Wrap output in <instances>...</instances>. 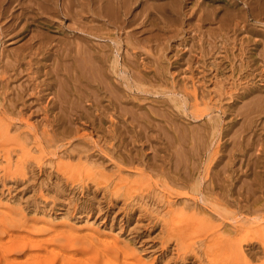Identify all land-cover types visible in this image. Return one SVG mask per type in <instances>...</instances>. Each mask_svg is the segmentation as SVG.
<instances>
[{
  "label": "rangeland",
  "instance_id": "1",
  "mask_svg": "<svg viewBox=\"0 0 264 264\" xmlns=\"http://www.w3.org/2000/svg\"><path fill=\"white\" fill-rule=\"evenodd\" d=\"M23 1L0 0V264H264V0Z\"/></svg>",
  "mask_w": 264,
  "mask_h": 264
},
{
  "label": "bare ground",
  "instance_id": "2",
  "mask_svg": "<svg viewBox=\"0 0 264 264\" xmlns=\"http://www.w3.org/2000/svg\"><path fill=\"white\" fill-rule=\"evenodd\" d=\"M8 1H9V0H8ZM10 1H11V0H10ZM21 1H22V0H21ZM25 1L27 2V0H25ZM25 1H23V2H25ZM33 1H34V0H33ZM33 1H32V3H33ZM35 1L37 2V0H35ZM38 1H40V0H38ZM45 1H46V0H45ZM79 1H80V0H79ZM85 1H87V0H85ZM91 1H92V0H91ZM91 1L89 0V2H91ZM94 1H95V0H94ZM105 1H106V0H105ZM105 1H103V2H105ZM109 1L112 2V0H109ZM114 1H115V0H114ZM116 1H117V0H116ZM116 1H115V2H116ZM120 1H121V0H120ZM128 1H129V0H128ZM128 1H126V4H129V3H127ZM134 1H135V0H134ZM134 1H132V2H134ZM3 2H4V1H3ZM5 2H6V0H5ZM28 2H29V1H28ZM28 2H27V3H28ZM43 2H44V1H43ZM47 2H48V1H47ZM50 2H51V1H50ZM52 2L54 3V0H52ZM57 2H58V1H57ZM72 2H73V1H72ZM76 2H78V1H76ZM97 2H98V1H97ZM144 2H146V4H147V1L144 0ZM10 3H11V2H10ZM12 3H13V2H12ZM12 3H11V5H12ZM14 3H16V0H15ZM14 3H13V4H14ZM19 3H20V2H18V4H19ZM39 3H40V5H41L42 1L39 2ZM39 3H36V4L39 6ZM68 3H69V0H68ZM68 3H67V5H68ZM81 3H82V2H81ZM85 3H86V2H85ZM85 3H82V6H83ZM98 3L101 4V2H98ZM98 3H96V4H98ZM105 3H106V2H105ZM105 3H104V4H105ZM116 3H117V2H116ZM123 3H125L124 0H123ZM141 3H142V2H141ZM141 3H140V4H141ZM4 4H5V3H4ZM6 4H7V3H6ZM18 4H17V5H18ZM28 4H30V3H28ZM50 4H51V3H50ZM54 4H55V3H54ZM72 4H73V3H72ZM74 4H75V3H74ZM76 4H78V3H76ZM91 4H92V3H91ZM110 4H111V3H109V6H110ZM118 4H119V3H118ZM118 4H116V5H118ZM146 4H144V5H146ZM162 4H163V3H162ZM8 5H9V4H8ZM8 5H7V6H8ZM37 5H36V6H37ZM62 5H63V4H62ZM69 5H70V4H69ZM87 5H88V4H87ZM89 5H90V4H89ZM94 5H95V4H94ZM105 5H106V4H105ZM107 5H108V1H107ZM148 5H149V3H148ZM148 5H147V6H148ZM153 5H154V4H153ZM2 6H3V5H2ZM24 6L26 7V5H24ZM24 6H23V7H24ZM33 6H34V5H33ZM33 6H32V7H33ZM36 6H35V7H36ZM38 6H37V10L39 11V9H40L41 7L39 8ZM41 6H42V5H41ZM45 6L48 7L47 9H49V6H50V5H48V4L46 5V4H45ZM51 6H52V5H51ZM55 6H56V5H55ZM55 6H54V7H55ZM60 6H61V5H60ZM71 6H72V5H71ZM76 6H78V5H76ZM96 6H97V5H96ZM126 6H127V5H126ZM126 6H124L123 9H125ZM128 6H129V5H128ZM141 6H142V5H141ZM147 6H144V7L146 8ZM4 7H5V6H4ZM11 7H12V6H11ZM42 7H43V6H42ZM46 7H45V8H46ZM73 7H74V6H73ZM101 7H102V6H101ZM113 7L116 8V6L112 5V9H113ZM117 7H118V6H117ZM142 7H143V6H142ZM150 7H151V6H150ZM8 8L10 9V7H7V9H8ZM14 8H15V7H14ZM20 8H21V7H20ZM38 8H39V9H38ZM55 8H56V7H55ZM55 8H54V9H55ZM57 8H58V7H57ZM61 8H64V11H66L65 9H67L68 7L66 8V7H62V6H61ZM70 8H71V7H70ZM70 8L68 9V12H69V10H70V12H72ZM95 8H96V7H95ZM98 8H100V7H97V9H98ZM110 8H111V7H110ZM118 8H119V7H118ZM2 9H3V7H2ZM29 9H30V8H29ZM43 9H44V7H43ZM47 9H44V10H47ZM78 9H79V7H78ZM102 9H103V8H102ZM126 9H129V8H126ZM252 9H253V8H252ZM14 10H15V9H14ZM18 10H19V9H18ZM22 10H23V9H22ZM34 10L36 11V9H34ZM41 10H42V9H40V11H41ZM44 10H43V11H44ZM57 10H58V9H57ZM61 10H62V9H61ZM74 10H75V9H74ZM94 10H96V9H94ZM100 10H101V9H100ZM113 10H115V9H113ZM119 10H120V9H119ZM140 10H141V9H140ZM145 10H147V9H145ZM29 11H30V10H29ZM47 11H48V13L50 12V10H47ZM77 11H79V10H77ZM115 11H116V10H115ZM123 11H125V10H123ZM126 11L128 12V10H126ZM251 11H252V10H251ZM253 11H254V10H253ZM1 12H2V11H1ZM27 12H28V11H27ZM53 12H55V11H53ZM57 12H59V11H57ZM61 12H62V11H61ZM68 12L66 11L65 13L67 14ZM106 12H107V11H106ZM113 12H114V11H113ZM113 12H111V13H113ZM127 12H126V13H127ZM162 12H163V11H162ZM10 13H11V12H10ZM24 13H25V12H24ZM32 13H33V12L31 11V13H28V15H30V14H32ZM36 13H37V12H36ZM39 13L41 14L42 12H39ZM48 13H47V15H49ZM55 13H56V12H55ZM59 13H60V12H59ZM63 13H64V12H63ZM73 13H74V12H73ZM92 13H93V12H92ZM103 13H105V10H104ZM103 13L101 12V14H103ZM108 13H109V12H108ZM119 13H120V12H119ZM7 14H9V13H7ZM17 14H18V12H17ZM77 14H78V12H77ZM95 14H96V13H95ZM140 14H141V13H140ZM209 14H210V12H209ZM255 14H256V13H255ZM5 15H6V14H5ZM5 15H4V19H5ZM18 15H19V14H18ZM34 15H35V14H34ZM42 15H44V14L42 13ZM67 15H68V14H67ZM105 15H107V13H106ZM111 15H112V14H111ZM111 15H109V16H111ZM123 15H124V14H122V16H123ZM126 15H127V14H126ZM133 15H134V14H133ZM30 16L32 17V21H33V16H32V15H30ZM99 16H100V15H99ZM109 16H105V17L108 18ZM114 16H115V15H114ZM142 16H143V15H142ZM142 16H141V17H142ZM144 16H145V13H144ZM208 16H209V15H208ZM6 17H9V15L6 16ZM44 17H45V16H44ZM48 17H50V16H48ZM51 17H53V16H51ZM101 17H102V15H101ZM115 17H116V16H115ZM115 17H114V18H115ZM120 17H121V16H120ZM12 18H13V17H12ZM12 18H11V16H10L9 19L11 20ZM39 18H40V16H39ZM57 18H58V17H57ZM57 18H55V19H57ZM103 18H104V17H103ZM110 18H111V17H110ZM118 18H119V17H118ZM0 19H1V17H0ZM24 19H25V18H24ZM27 19H28V18H27ZM30 19H31V18H30ZM119 19H120V18H119ZM119 19H118V20H119ZM7 20H8V18H7ZM13 20H14V19H13ZM22 20H23V19H22ZM40 20H42V19H40ZM107 20H108V19H107ZM110 20H112V19H109V21H110ZM115 20H117V19L115 18ZM118 20H117V21H118ZM123 20H124V19H123ZM125 20H126V19H125ZM127 20H128V19H127ZM141 20H142V19H141ZM23 21H25V20H23ZM35 21H36V20H35ZM44 21H45V20H44ZM142 21H143V20H142ZM11 22H12V21H11ZM37 22H38V21H37ZM52 22H53V21H52ZM55 22H57V21H55ZM71 22H72V21H71ZM126 22H127V21H126ZM129 22H130V20H129ZM2 23H3V22H2ZM4 23H5V22H4ZM7 23H8V22H7ZM15 23H16V22H15ZM15 23H13V24H15ZM43 23H44V22H43ZM50 23H51V22H50ZM50 23H48V24H50ZM112 23H113V22H112ZM114 23H115V22H114ZM130 24H131V23H130ZM139 24H140V23H139ZM145 24H146V23H145ZM7 25L11 26L10 24H7ZM7 25H6V26H7ZM21 25H23V24L21 23L20 26H21ZM38 25H39V24H38ZM59 25H60V24H59ZM140 25H141V24H140ZM3 26H5V24L2 25V27H3ZM6 26H5V28H6ZM20 26H19V27H20ZM28 26H29V25H28ZM42 26H43V25H42ZM75 26H76V25H75ZM2 27H1V28H2ZM25 27H27V25H26ZM60 27H61V26H60ZM69 27H70V26H69ZM21 28H22V27H21ZM21 28H20V30H18V29H17V26H16V29H17L18 31H21ZM80 28H81V27H80ZM142 28H143V27H142ZM3 29H4V28H3ZM3 29H2V30H3ZM7 29H8V28H7ZM9 29H10V28H9ZM40 29H41V28H40ZM73 29H74V28H73ZM76 29H77V28H76ZM81 29H82V28H81ZM85 29H86V28H85ZM140 29H141V28H140ZM12 30H14V29H12ZM86 31H87V30H86ZM25 32H26V31H25ZM41 32H42V30H41ZM44 32L47 33V30H46V31L43 30V33H44ZM12 33H13V31H12ZM37 33H38V32H37ZM37 33H36V34H37ZM48 33H49V32H48ZM33 34H34V33H33ZM86 34H87L86 37H88V36H89L88 33H86ZM89 34H90V33H89ZM94 34H96V33L94 32ZM16 35H17V34H16ZM29 35H30V34H29ZM40 35H41V34H40ZM45 35H46V34H45ZM52 35H53V34H52ZM52 35H51V36H52ZM55 35H56V34H55ZM57 35H58V34H57ZM20 36H21V35H20ZM33 36H35V35H33ZM33 36H32V37H33ZM36 36H37V35H36ZM42 36H43V35H42ZM59 36H60V35H59ZM59 36H58V37H59ZM61 36H62V35H61ZM65 36H67V34H66ZM65 36H64V37H65ZM10 37H11V36H10ZM24 37H25V36H24ZM40 37H41V36H40ZM55 37H57V36H55ZM64 37H62V38H64ZM78 37H79V36H78ZM86 37H85V38H86ZM93 37H94V36H93ZM34 38H36V37H34ZM34 38H33V39H34ZM52 38H53V37H52ZM85 38H84V40H85ZM90 38H91V36H90ZM90 38H89V39H90ZM97 38H98V37H97ZM14 39H15V38H14ZM27 39H29V38H27ZM31 39H32V38H31ZM57 39H59V38H57ZM15 40H16V39H15ZM44 40L46 41V39H44V36H43V41H42V42H44ZM74 40H75V38H74ZM91 40L93 41V39H91ZM95 40H97V39H95ZM28 41H29V40H28ZM36 41H37V40H36ZM59 41H60V40H58V42H59ZM61 41H63V40L61 39ZM67 41L69 42V39H68ZM67 41H66V43H67L66 45H68V42H67ZM70 41H71V40H70ZM7 42H8V41H7ZM22 42H23V41H22ZM34 42H35V41H34ZM46 42H47V41H46ZM46 42H45V43H46ZM53 42H54V41H53ZM93 42H94V41H93ZM23 43H24V42H23ZM32 43H33V42H32ZM37 43H41V42H36V44H37ZM47 43H48V42H47ZM50 43H51V42H50ZM76 43H77V41H76ZM18 44H19V43H18ZM59 44H60V43H59ZM61 44L63 45V44H65V42L63 41V43H61ZM92 44H94V43H92ZM92 44L90 43L89 45H92ZM33 45H34V44H33ZM38 45L40 46V44H38ZM47 45H48V44H47ZM52 45H53V44H52ZM54 45H55V44H54ZM73 45H74V44H73ZM79 45H81V44H79ZM79 45H78V46H79ZM89 45H88V46H89ZM100 45H101V44H100ZM69 46L72 48L71 45H69ZM82 46H84V44H83ZM88 46H86V49H87ZM92 46H93V45H92ZM94 46H95V45H94ZM56 47H57V46H56ZM67 47H68V46H67ZM67 47L63 46L62 48H66V50H68ZM70 47H69V49H70ZM73 47H74V46H73ZM96 47H97V46H96ZM59 48H61V46H59ZM59 48H57V50H58ZM76 48H77V49H76ZM76 48H75V49H76V51H77V50H78V47H76ZM79 48H81V47H79ZM83 48H84V47H83ZM90 48H91V47H90ZM73 49H74V48H73ZM73 49H71V50H73ZM88 49H89V48H88ZM80 50H81V49H80ZM84 50H85V49H84ZM84 50L82 49V51H80V52H83ZM62 51H63V49H62ZM64 51H65V50H64ZM68 51H69V50H68ZM73 51H74V50H73ZM89 51L91 52V51H93V50L90 49ZM98 51H99V50H98ZM98 51H97V52H98ZM100 51H101V49H100ZM143 51H144V50H143ZM59 52H60V51H59ZM71 52H72V51H71ZM103 52L105 53V51H102L101 54H102ZM139 52H140V51H139ZM33 53H34V52H33ZM51 53H52V52H51ZM62 53H63V52H62ZM65 53H67V52H65ZM68 53H69V52H68ZM76 53H77V52H76ZM78 53H79V52H78ZM93 53H94V54H97L96 52H93ZM93 53H92L91 55H94ZM145 53H146V52H145ZM57 54H58V53H57ZM57 54H56V55H57ZM63 54H64V53H63ZM70 54H72V53H70ZM70 54H69V56H70ZM74 54H75V51H74ZM74 54H73V55H74ZM79 54H80V53H79ZM79 54H78V55H79ZM98 54H99V52H98ZM54 55H55V54H54ZM81 55H84V54L81 53ZM51 56H52V55H51ZM88 56H89V52H88ZM97 56H98V55H97ZM102 56H103V54H102ZM102 56H101V57H102ZM56 57H57V56H56ZM60 57H64V56H60ZM66 57H67V56H66ZM66 57H65V60H66ZM71 57H72V56H71ZM71 57H70V58H71ZM81 57H82V56H81ZM85 57H86V56H85ZM99 57H100V56H99ZM99 57H98V58H99ZM101 57H100V59H102ZM48 58H49V55H48ZM48 58H47V59H48ZM72 58H73V57H72ZM72 58H71V60H72ZM75 58H76V57H75ZM78 58H80V55H79ZM78 58H76V59L78 60ZM86 58H87V57H86ZM86 58H84V59L86 60ZM90 58H91V57H90ZM98 58H97V59H98ZM194 58H196V57H194ZM4 59H5V58H4ZM49 59H50V58H49ZM54 59H55V58H54ZM60 59H61V58H60ZM67 59H68V58H67ZM76 59H75V60H76ZM97 59H94V60H93V59L91 58L90 60H92V62H93V61H95V60H97ZM63 60H64V59H63ZM85 60H83L82 62H84ZM90 60H89V61H90ZM141 60H142V59H141ZM50 61H51V60H50ZM67 61H68V60H67ZM73 61H74V60H73ZM86 61H88V60H86ZM89 61H88V62H89ZM99 61H101V60H99ZM65 62H66V61H65ZM69 62L72 63V61H70V59H69V61H68V64H69ZM76 62H77V61H76ZM88 62L86 63L85 66H87ZM92 62H89V64L92 65V64H93ZM3 63H4V62H3ZM20 63H21V62H20ZM55 63H56V62H55ZM66 63H67V62H66ZM66 63H65V64H66ZM80 63H81V62H80ZM10 64H11V63H10ZM58 64L62 65L63 63H62V64H61V62H60V63H57V66H58ZM65 64H64V65H65ZM74 64H75V63H73V66H71V67L74 68V67L76 66V65L74 66ZM81 64L84 65V63H81ZM95 64L98 65V64H99L98 61L95 62ZM71 65H72V64H71ZM77 65H78V63H77ZM90 65H88V66H90ZM93 65H94V64H93ZM142 65H144V64H142ZM62 66H63V65H62ZM65 66H66V65H65ZM65 66H64V67H65ZM78 66H80V64H79ZM81 66H82V65H81ZM95 66H96V65H95ZM37 67H38V66H37ZM49 67H50V66H49ZM58 67L60 68L61 66H58ZM67 67H68V66H67ZM69 67H70V66H69ZM18 68H19V67H18ZM54 68H55V67H54ZM59 68H58V69H59ZM73 68H72V71H73V70L75 71V69H73ZM83 68H84V66H82V69H83ZM85 68H86V67H85ZM91 68L93 69L92 66H90V68H86V69H87V70H88V69L92 70ZM96 68H98V67H96ZM76 69H77V67H76ZM78 69H79V67H78ZM80 69H81V68H80ZM82 69H81V71H84V70H82ZM86 69H85V70H86ZM94 69H95V68H94ZM18 70H19V69H18ZM53 70H54V69H53ZM56 70H57V69H56ZM59 70H61V72H64V71H62L63 68H62V69H59ZM66 70L68 71V69H66ZM87 70H86V72H87ZM90 70H89V71H90ZM2 71H3V70H2ZM67 71H65L66 74H67ZM70 71H71V68H70ZM74 71H73V72H74ZM77 71H79V70H77ZM94 71H95V70H94ZM99 71H100V70H99ZM17 72H18V71H17ZM52 72H54V71H52ZM56 72H57V71H56ZM68 72H69V71H68ZM86 72H84V73H86ZM92 72H93V70L90 71V76H91ZM97 72H98V70H97ZM97 72H96V74H97ZM57 73H59V72H57ZM57 73H53V74H57ZM74 73H75V72H74ZM74 73H73V74H74ZM82 73H83V72H81V76L83 75ZM7 74H8V73H7ZM60 74L62 75V73H60ZM70 74H71V73H70ZM78 74H80V73H78ZM87 74H88V73H87ZM93 74H95V72H93ZM99 74H101V76H102V73L99 72L97 75H99ZM9 75H10V74H9ZM71 75H72V74H71ZM88 75H89V74H88ZM136 75H138V74H136ZM149 75H150V74H149ZM28 76H29V75H28ZM68 76H69V75H67V77H68ZM74 76H75V77H78V76H76V74H75ZM83 76H84V75H83ZM86 76H87V75H86ZM94 76H95V75H93L92 77H94ZM36 77H37V76H36ZM75 77H71V76H70V78H75ZM92 77H90V81H92V80L96 81L95 79H96V77H98V76H95V77H94L95 79H91ZM102 77H103V76H102ZM28 78H29V77H28ZM59 78H60V77H59ZM82 78H83V79H87V78H89V77H85V78L82 77ZM138 78H139V76H138ZM68 79H69V78H67L66 80H68ZM77 79H78V78H77ZM83 79H82V80H83ZM98 79H99V78H98ZM27 80H28V79H27ZM35 80H36V79H35ZM57 80H58V79H57ZM61 80H63V79H61ZM66 80H65V81H66ZM74 80H76V79H74ZM79 80H81V79H79ZM58 81H59V83H60V80H58ZM63 81H64V80H63ZM76 81H77V80H76ZM76 81H75V82H76ZM84 81H87V80H84ZM25 82H26V81H25ZM25 82H24V83H25ZM77 82H78V81H77ZM77 82H76V83H77ZM87 82H88V81H87ZM29 83H30V82H29ZM29 83H28V84H29ZM57 83H58V82H57ZM73 83H74V82H73ZM79 83H82V82H78V84H79ZM85 83H86V82H85ZM26 84H27V83H26ZM65 84H66V83H65ZM65 84H64V85H65ZM67 84H68V83H67ZM78 84H77V85H78ZM10 85H11V84H10ZM22 85H23V84H22ZM84 85H85V84H83V86H84ZM87 85L89 86V84H87ZM95 85H97V84H95ZM80 86H81V84H80ZM80 86H79V87H80ZM83 86H82V87H83ZM13 87H14V86H13ZM61 87H62V86H61V84H60V88L58 89L59 92H60ZM85 87H86V85H85ZM103 87H104V86H103ZM77 88H78V86L76 87V89H77ZM87 88H88V87H86V89H87ZM25 89H26V88H25ZM40 89H42V88H40ZM113 89H114V88H113ZM20 90H21V89H20ZM56 90H57V89H56ZM93 90H94V89H93ZM93 90H91V92H92ZM226 90H227V89H226ZM24 91H25V90H24ZM52 91H53V90H52ZM106 91H107V89H106ZM14 92H15V91H14ZM59 92H57V94H58ZM61 92H62V91H61ZM113 92H114V91H113ZM226 92H227V91H226ZM45 93H46V92H45ZM51 93H52V92H51ZM70 93H71V92H70ZM95 93H96V92H95ZM111 93H112V92H111ZM18 94L20 95L21 93H18ZM60 94H62V93H60ZM66 94H67V93H66ZM72 94H73V93H71L70 96H75V95H72ZM108 94H109V93H108ZM62 95H63V94H62ZM78 95L81 96L80 94H78ZM94 95H95V94H94ZM94 95H93V96H94ZM113 95H114V94H113ZM116 95H117V94H116ZM17 96H18V95H17ZM26 96H27V95H26ZM76 96H77V95H76ZM79 96H78V97H79ZM96 96H97V95H96ZM59 97H60V96H59ZM84 97H85V96H84ZM117 97H118V95H117ZM194 97H195V96H194ZM15 98H16V97H15ZM73 98H74V97H73ZM80 98H81V97H80ZM94 98H95V97H94ZM59 99H60V98H59ZM61 99H62V98H61ZM61 99H60V101H61ZM63 99H64V98H63ZM85 99H86V98H85ZM97 99H98V98H97ZM113 99H114V98H113ZM72 100H73V99H72ZM74 100H75V98H74ZM115 100H116V99H115ZM39 101H40V100H39ZM60 101H59V102H60ZM62 101H63V100H62ZM62 101H61V102H62ZM93 101H94V100H93ZM116 102H117V100H116ZM71 103H73V101H72ZM78 103H79V102H78ZM53 104H54V103H53ZM57 104H58V103H57ZM63 104H64V103H63ZM69 104H70V103H69ZM80 104H82V103L80 102ZM9 105H10V104H9ZM58 105H59V104H58ZM58 105H57V106H58ZM75 105H76V104H75ZM77 105H78V104H77ZM100 105H101V104H100ZM63 106H64V105H63ZM81 106H82V105H81ZM33 107H34V106H33ZM78 107H79V106H78ZM12 108H13V107H12ZM28 108H29V107H28ZM31 108H32V107H31ZM58 108H59V107H58ZM58 108H57V109H58ZM82 108H83V107H82ZM35 109H36V108H35ZM37 109H38V108H37ZM59 109H61V108H59ZM73 110H74V109H73ZM97 110H98V109H97ZM70 111H72V110H70ZM83 111H84V110H83ZM85 111H87V109H86ZM61 113L64 114L62 111H61ZM75 113H76V112H75ZM140 113H141V112H140ZM25 114H26V113H25ZM77 114H78V113H77ZM69 115H70V114H69ZM137 115H138V114H137ZM41 116H42V115H41ZM141 116H142V115H141ZM66 117H67V115H66ZM76 117H77V116H76ZM137 117H138V116H137ZM143 117H144V116H143ZM43 118H44V117H43ZM77 118H78V117H77ZM44 120H45V119H44ZM73 120H74V119H73ZM26 121H27V120H26ZM68 121H69V120H68ZM18 122H19V121H18ZM68 123H69V122H68ZM72 124H73V123H72ZM46 126H47V125H46ZM74 126H75V125H74ZM159 126H161V125H159ZM47 128H48V127H47ZM83 128H84V127H83ZM159 129H160V128H159ZM64 130H65V129H64ZM66 130H67V129H66ZM68 132H69V130H68ZM65 133H66V132H65ZM62 134H63V133H62ZM59 140H60V139H59ZM60 141H61V140H60ZM56 142H58V141H56ZM77 146H78V145H77ZM95 146H96V145H95ZM95 146H94V147H95ZM96 147H97V146H96ZM99 148H100V147H99ZM85 149H86V148H85ZM100 149H101V148H100ZM100 149H99V151L102 150V149H101V150H100ZM102 151H104V150H102ZM102 151H101V153H102ZM70 152H71V151H70ZM55 153H56V152H55ZM60 153H61V152H60ZM103 153H104V152H103ZM107 153H108V152H107ZM107 153H106V154H107ZM78 154H79V153H78ZM83 154H84V157L89 155V154L85 155V153H83ZM80 155H81V154H80ZM80 155H78V156L80 157ZM90 155H91V154H90ZM92 155H93V153H92ZM101 155H103V154H101ZM107 155H108V158L112 156V155L109 156V154H107ZM81 156H82V155H81ZM104 156H105V155H104ZM86 158H87V157H86ZM106 158H107V156H106ZM111 158H112V157H111ZM112 159H114V158H112ZM112 159L109 158V160L113 162L114 160H112ZM90 160H91V159H90ZM90 160H89V161H90ZM99 161H100V160H99ZM90 163H91V162H90ZM95 163H96V162H95ZM114 163H116V162H114ZM115 165H116V164H115ZM118 168H119V166H118ZM128 169H129V168H128ZM117 170H118V169H117ZM103 172H104V170H103ZM119 172H120V171H119ZM119 172H117V173H119ZM187 176H188V174H187ZM170 183H171V182H170ZM165 192H166V191H165ZM155 197H156V196H155ZM160 198H161V197H160ZM155 199H156V198H155ZM199 200H200V199H199ZM159 201H160V200H159ZM186 201H187V200H186ZM189 201H190V200H189ZM191 202H192V201H191ZM165 204H166V203H165ZM190 204H191V203H190ZM193 204H194V203H193ZM169 205H170V204H169ZM194 205H195V204H194ZM174 215H175V214H174ZM193 215L196 216V213L193 214ZM195 216H194V217H195ZM189 222H190V221H189ZM193 223H194V222H193ZM187 224H188V223H187ZM187 224H185V225L188 227ZM182 225H183V224H182ZM186 226H184V227L187 229ZM181 228H182V227H181ZM57 230H58V229H57ZM60 231H61V230L56 231V232H60ZM178 231H179V230H178ZM12 233H13V232H12ZM182 233H183V232H182ZM16 234H17V233H16ZM180 234H181V232H180ZM70 236H71V235H70ZM26 237H27V236H26ZM26 237H25V239H26ZM28 237L31 238V236H28ZM28 237H27V239H28ZM36 237H37V236H36ZM34 238H35V237H34ZM38 238H39V237H38ZM47 238H48V237H47ZM36 239H37V238H36ZM36 239H33V237H32V240H31V239H30V240L33 241V242H38V241H36ZM40 239H41V237H40ZM40 239H38V240H40ZM8 240H10V239H8ZM23 240H24V239H23ZM28 240H29V239H28ZM202 240H203V239H202ZM88 241H89V240H88ZM22 244H23V242H22ZM28 245H29V244H28ZM9 250H10V249H9ZM17 251H18V250H17ZM20 251H21V250H20ZM6 252H7V251H6ZM72 253H73V252H72ZM5 257H6V256H5ZM73 257H74V256H73ZM70 258H71V257H70ZM124 261H125V260H124ZM32 262H33V261H32ZM129 262H130V261H129ZM138 262H139V261H138ZM61 263H62V261H61ZM132 263H133V262H132ZM35 264H36V263H35ZM135 264H136V263H135Z\"/></svg>",
  "mask_w": 264,
  "mask_h": 264
}]
</instances>
